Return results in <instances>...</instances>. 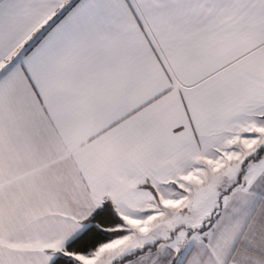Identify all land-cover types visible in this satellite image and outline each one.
<instances>
[{
    "label": "snow or ice",
    "instance_id": "obj_1",
    "mask_svg": "<svg viewBox=\"0 0 264 264\" xmlns=\"http://www.w3.org/2000/svg\"><path fill=\"white\" fill-rule=\"evenodd\" d=\"M0 264H264V0H0Z\"/></svg>",
    "mask_w": 264,
    "mask_h": 264
}]
</instances>
